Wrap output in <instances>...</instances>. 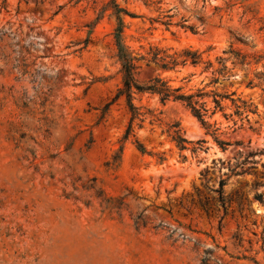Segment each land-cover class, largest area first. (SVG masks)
I'll use <instances>...</instances> for the list:
<instances>
[{"label":"rangeland","instance_id":"1","mask_svg":"<svg viewBox=\"0 0 264 264\" xmlns=\"http://www.w3.org/2000/svg\"><path fill=\"white\" fill-rule=\"evenodd\" d=\"M111 1L0 0V264H264V0H116L135 15L124 19L135 53L261 56L218 85L256 108L249 120L227 119V100L213 135L146 93L135 103L161 121L136 122L127 140L125 99L104 111L122 85ZM137 65L143 85L161 74L189 90L206 77ZM174 124L205 150L181 152Z\"/></svg>","mask_w":264,"mask_h":264},{"label":"trees","instance_id":"2","mask_svg":"<svg viewBox=\"0 0 264 264\" xmlns=\"http://www.w3.org/2000/svg\"><path fill=\"white\" fill-rule=\"evenodd\" d=\"M105 8L111 9L112 14L116 19V28L114 31L115 45L117 49V57L121 65L122 73V85L118 88L115 97L107 103L104 111H107L109 107L121 98L125 99L127 111L129 114V123L125 131L124 140H127L134 132V124L139 122L141 127L142 123L149 117L151 121H161L159 115L153 109L139 106L135 103V96L143 94H151L157 96L161 102L174 101L181 103L185 106L191 114L197 118L200 123L206 128L212 131L213 135H216L219 128H213L215 125L211 124L209 120L217 113L224 112L226 106L225 102L230 100L235 107V112L232 115L224 114L229 119L233 115L240 119L246 118L249 120L250 114L256 113V108L251 103L242 100L240 97L234 99L233 96L236 92L229 93L226 91V85H223L222 90L219 91L220 84H224L231 79L232 70L236 67H245L250 73V65L253 58L255 63H259L261 56L257 54H248L239 49H235L233 45L229 50H225L224 54H228L229 57L217 56L215 60L205 58V51L202 52L192 47L183 48L182 50H173L160 48L158 46H152L149 52L146 54H139L132 51L124 42V28L125 17H135L127 8L120 6L116 0H112ZM240 40V39H239ZM146 62L147 65L155 64L158 70L161 72L177 71L178 69L193 68L198 71V75H206L200 83V86L186 90L184 86H173L170 81L162 77L161 74L156 75L147 84L143 85L137 79V70L139 62ZM232 65V67L229 66ZM194 73L192 75H196ZM206 78L209 81L206 82ZM190 82V80H188ZM231 86V85H230ZM247 87L254 86V79L250 78L246 82ZM171 140L176 144V147L181 151L191 150L194 155L199 154L205 150V140L190 141L183 134L179 127V124H174L172 128L168 130ZM217 139V137H216ZM222 149H225V145L228 144L217 139ZM190 145L192 147L190 148ZM137 150L141 154L149 153L139 140H136ZM123 150V147L121 148ZM186 159L185 156H183ZM159 159L164 161V156L160 155ZM209 172L208 169L205 170ZM226 182L221 180L218 189L214 190L218 192L223 200V207H226L227 200L223 198L224 187ZM198 192V189H196ZM255 199L261 201V195L255 194ZM238 202L240 196L237 195ZM262 202V201H261ZM206 206V204H205Z\"/></svg>","mask_w":264,"mask_h":264}]
</instances>
